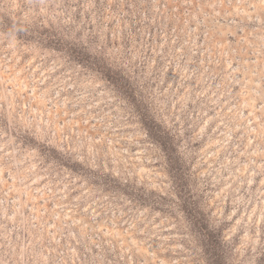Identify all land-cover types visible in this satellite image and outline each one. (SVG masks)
I'll use <instances>...</instances> for the list:
<instances>
[{
	"label": "rangeland",
	"instance_id": "obj_1",
	"mask_svg": "<svg viewBox=\"0 0 264 264\" xmlns=\"http://www.w3.org/2000/svg\"><path fill=\"white\" fill-rule=\"evenodd\" d=\"M0 264H264V0H0Z\"/></svg>",
	"mask_w": 264,
	"mask_h": 264
}]
</instances>
